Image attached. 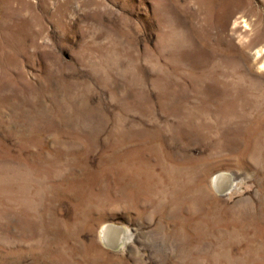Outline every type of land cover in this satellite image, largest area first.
I'll return each mask as SVG.
<instances>
[{
    "label": "rangeland",
    "instance_id": "rangeland-1",
    "mask_svg": "<svg viewBox=\"0 0 264 264\" xmlns=\"http://www.w3.org/2000/svg\"><path fill=\"white\" fill-rule=\"evenodd\" d=\"M0 264H264V0H0Z\"/></svg>",
    "mask_w": 264,
    "mask_h": 264
},
{
    "label": "bare ground",
    "instance_id": "bare-ground-1",
    "mask_svg": "<svg viewBox=\"0 0 264 264\" xmlns=\"http://www.w3.org/2000/svg\"><path fill=\"white\" fill-rule=\"evenodd\" d=\"M221 176V175H220ZM223 177V176H222ZM217 180H219V179H217ZM222 182V181H221ZM220 183V181L218 182V184ZM223 183V182H222ZM221 187V186H220ZM107 231H108V229H104V231H103V234H104V236L106 237L107 236Z\"/></svg>",
    "mask_w": 264,
    "mask_h": 264
}]
</instances>
